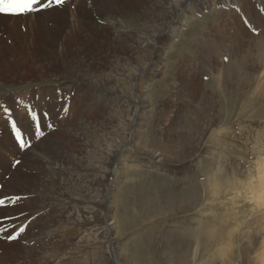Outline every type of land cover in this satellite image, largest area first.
<instances>
[{
  "label": "rangeland",
  "instance_id": "obj_1",
  "mask_svg": "<svg viewBox=\"0 0 264 264\" xmlns=\"http://www.w3.org/2000/svg\"><path fill=\"white\" fill-rule=\"evenodd\" d=\"M79 1L80 0H72L70 1V3L71 4L75 2L78 3ZM122 1H125V3L128 4L134 10H138V9L143 10L145 7L142 4V2L141 3L139 2V0L138 2L140 4L137 2V0H128V1L122 0ZM187 2L188 1H186V3ZM196 4L197 2L193 3L192 1L186 7H184L185 10H187L188 8L190 9L187 10L188 12L185 11L184 9L183 12L182 11L179 12V15L181 17L186 16L188 18L187 20L188 24L186 25L187 27L186 26L182 27V29L180 30V34L177 37H173L162 43L163 49H161L159 55H161V57H164L165 59L164 60L165 69L163 68L164 74H161L162 73L161 72L160 73L161 75L158 74V76L153 78L151 81L146 82L148 85L146 84L144 86H146L148 89L145 92L146 95L144 96V98L143 95L140 96V94L137 92V89H134L136 87L132 88L131 89L132 91L127 92L126 89L128 87L125 86L124 84L125 82L123 80L119 82V86L115 89L116 91H113L110 94L107 87L105 86H102L100 88L97 87L99 88L98 90L100 91L99 94L100 102L99 105L97 106L95 114L93 113L94 115L92 114V109H90L89 107L91 104H93L94 100H96L95 97H98V96H94V97L92 96L95 90V86H93L92 83L93 80H95V78L97 77L96 76L97 74L95 72L98 73L100 77L99 79L102 78L104 80V77L106 76L105 74L109 75L110 73H112V71H114V69L116 70L118 68L117 69L118 72H121L120 69L126 70V67H124L123 66L124 64L122 65V63L123 62L125 63L126 59L129 58V56H131L132 53L130 52L129 56L126 57L127 54L123 53V51H121L122 48L118 47L115 52L116 55H113L112 58H111L112 55L111 53L110 55H106L107 57L103 54L104 61L103 59H100V56L97 55V52L96 54L93 53L92 54L93 58H95L94 63L96 64H93V67L91 68L92 70H94L95 76L93 75L92 77V75H90L89 76L90 79H88L87 76H85V78L82 80L76 78L73 79V77L70 76V73L68 71V65L65 66V65L51 64L52 65L51 66L50 64L46 63L47 61L45 60L43 61L39 58L42 51H44L45 54L46 53L49 54V52H47L46 50L41 51L40 48H38L40 43H42L40 37H38L37 41H35L34 39V44L35 42L37 44L34 45L35 48L34 47L31 48V52L32 53L34 52V59L33 60L28 59L27 54L21 49L22 40L19 39H18L19 41L17 40L20 33L19 31L22 27L19 24L20 23L19 21L21 20V18L24 21L25 18L11 17V16L7 17L8 23L12 25L11 28L12 31L15 32L17 29L19 31L17 30V32L15 33L10 32L8 33V35L6 33V36L11 35L12 40L14 41L15 44V46L10 49L13 62L12 63L7 62L5 53L2 52L4 49H1L3 55H0V151H2V153L4 151L2 150L1 144L4 143L5 139L6 140L11 139L14 142V144H16L15 146L18 147V144L15 141L14 136L11 134L10 125H8L7 123L8 119H15L16 113L27 112L33 108L36 111L38 117H43V123L46 124V126L42 127L41 129L44 133L45 139L47 136L51 134L53 135L52 136L53 139L56 138L59 141V144L66 145L67 150H69V148H80L81 141L79 142L77 140L67 139L66 129L67 128L70 129L72 134L75 135L76 127L79 125V123L82 122V119L78 115V111H75L74 115L70 116V118L67 119L66 121L65 118L68 115L65 114V112L63 111L64 107H66L65 106L66 103L69 102L72 99V97L76 95V93L78 97L80 96V98L82 97L84 99V101L80 105L81 108L80 110L82 112H85L87 117H90L91 115L93 116L91 117L92 121L91 119H89L91 121L90 123L94 122L95 124L102 125L104 122H107L111 118L114 119L120 116L123 118L125 116L124 113L125 111L126 112L128 111L131 115V125L129 128L131 132V136H129V141L122 147L119 154L115 157V160L111 162V165L107 170L106 177L108 178L104 179L105 182L107 183L105 187V191L101 187H99L101 188L99 189V191L101 193H104L102 194L103 199L101 198V202L102 204L109 207V214H110L108 221L104 222V224L100 227V229H97V233H98L97 236L102 235L99 236L98 238H103V243H101L102 244L101 246L103 247L104 244V247L102 248L100 246L99 247L96 246L94 249V247L87 245L88 243L85 240L84 242L77 243L76 238L70 237L71 238L70 239L69 236H66L65 233L64 236H62L63 233L62 231H59L60 228L55 227L53 228L52 231H50L51 233L49 237L50 240L49 239L44 240L41 237L42 232L37 231L38 233L34 235V237L32 238H28L27 242H20V245H22V247H20V250L23 251L34 250V255L36 256L38 255L40 258L37 256L33 258V261L31 262L27 261L28 258L27 259L20 258L18 262L19 264H32V263L39 264V262L47 261L49 255L51 256V254L53 257L52 259L56 257L59 260L61 254V260L59 261L57 259L52 264H58V263L82 264V262L83 264L85 263L88 264L87 261L90 262L89 264L92 263L100 264V262L102 264H104V262L106 264H113L112 260L114 259L117 260L118 264H166V263L168 264L169 261H170L169 264L170 263L177 264L176 261L180 263L179 262V260H181L179 259L180 256L183 257L184 255L186 256V254H187L186 256L187 258L183 257V259L181 260L182 263L180 264H236V261L237 264H264V262H262L264 261L263 259L264 249L260 251L258 249L259 245L257 244L258 240L260 242L264 240V219H263L264 197H262L263 200L262 199L252 200L253 195L255 196V194L253 193H256L259 190L258 189L259 181H257L258 174L264 171V95L261 93H259L261 96L254 95V91H255L254 89L258 88L257 85L260 87V89H264V79L261 80L258 79L259 83L256 85L255 81L251 82L253 81V78L250 75V71L253 67H256L257 69L259 67V70H262L261 68L262 62L260 59L261 56L258 57V54H262L264 48L260 46V43L259 44L256 43L258 41L256 38L259 37L255 35L254 37L255 39H253L248 44L245 43L244 44L245 46L243 45L242 47L243 49L241 47H237V49H235L234 47V49H231V51L234 50V54L231 56V58H229V60L228 59L226 60L225 59L226 57L221 58L222 61L221 59H219L218 61L219 64H221L220 65L221 67H219L217 71L212 72L203 68L201 69L199 63L203 62L204 60L203 58H205V56L201 58L203 56L202 54L204 49L201 50L200 53V49H198L199 42L206 44L207 37L209 39L211 38L210 35H212V33L208 31L209 27L215 25L214 20L217 21L220 16L222 18H225L227 14L225 15L224 12L223 13L220 12L221 11L220 6L219 9L216 6L215 11L212 10L209 11L203 9L201 10ZM54 9H58V7H55ZM257 11H259L258 8ZM229 16L230 14L228 15V17ZM212 21L214 23H212ZM16 23L18 24L16 25ZM173 25H175L174 20L172 21V26ZM94 32L95 35L98 37V40H101V38H99L101 37V35L98 34L96 30ZM246 34H249L248 30L246 31ZM199 36H201L202 39H200ZM9 43L10 44H8V47H10L13 42L10 40ZM173 46H175V48H173ZM148 47H149L148 49L149 52L148 51L145 52V55H149L151 53V57H153L157 48L152 43H150ZM151 47L153 48L152 52H151ZM170 48L172 49L171 51H169ZM213 49L215 50L216 47H214ZM208 50H205V52L206 53L211 52L209 48ZM255 52L258 54H256ZM138 53L143 54L142 52H138ZM210 57L211 56H209V59ZM200 58L201 60H199ZM116 60L120 64L119 63L117 64ZM131 63L127 65V69H130L131 66L135 67L134 65L135 63L134 62ZM252 64L254 65L252 66ZM156 65H159L158 60H153V65L147 64L149 68L146 66V69L155 68ZM112 66L114 67V69ZM109 69L111 70L110 72ZM190 71H192L191 74H193L192 85H191L192 88L191 86L189 87L186 85L187 84L186 75ZM197 72H199V74ZM66 73H68L69 75L67 74L66 76ZM167 74L170 75L171 77L168 76ZM138 77L139 76L136 75V79L133 82L134 84H138L139 82ZM205 77H207V79H205ZM243 78H245L246 80L245 79L243 80ZM246 82L247 83L251 82L250 84H252L253 89L252 87L250 88L248 86H246L248 88L246 89L244 85ZM237 83H241V85L238 87ZM254 83L256 87L253 85ZM107 86L111 88L112 85L108 84ZM187 89L191 91V97L188 98V100L187 98L185 99V97L189 95ZM192 89L194 92H192ZM175 90H177V93ZM195 90L197 92H195ZM82 92L85 93L83 94ZM198 94H200L199 97ZM204 95H207V97L211 99V102H213L212 103L213 108L211 109V111L208 110V106L206 107V103H205V107H206L205 111L207 113L204 110H202V107L200 106L201 105L200 102L202 100L201 97H203ZM85 97L87 101L85 100ZM148 97H149V102H148ZM170 100L173 101L171 102ZM107 102L109 103V105ZM186 102L188 104H186ZM139 104H141L143 107H141V105ZM5 107H7L9 111L13 113L12 117L6 116L4 112ZM110 112L111 114H109ZM173 112L176 114L174 115L171 114ZM191 112H193L194 115H192ZM186 115L187 117H185ZM207 116H210L212 118ZM183 118L184 119L187 118V121L184 120ZM149 119L152 122L149 123L148 122ZM207 119L210 120L211 122L208 124V127H205L204 123L207 121ZM151 123H153V125ZM18 126L21 128L22 133H24L23 137L25 136L28 137L27 142L32 147H30L29 149H25L23 151L19 150V148L15 149L17 153L16 156L13 157L8 156L7 154L3 155L1 152H0L1 153L0 156L7 157L8 159L13 158L15 162L17 160L20 161V163L17 164V166L19 168L18 174L22 180L24 179L32 180L38 177L46 176V172H47L46 169H41V167H37L35 161V157H37L36 152L33 151L29 156L26 155L29 151H31L33 145L37 147L38 143L41 142L44 138L41 141H38L35 139L34 136H29L27 131L28 125L25 121H20ZM156 126L159 128H156ZM212 127L213 129H211ZM167 131L168 133H166ZM176 132H178V134ZM214 133L215 134L217 133L216 136L214 135ZM142 134H146L148 136ZM160 135L161 137L162 135L164 136L161 138ZM173 135H175V137ZM172 136L175 139H173ZM212 137H214V140L215 139L216 140L211 142V140H213ZM195 138L196 139L199 138V140H196ZM48 140L45 141V146H49L50 144H52V141L48 142ZM152 140H154L153 143L156 141L155 142L156 146L151 142ZM157 140L160 141L157 142ZM175 140H179V141H175ZM195 140L198 141L200 144L198 143L194 144L196 143ZM174 141L178 143L176 144ZM160 142L162 143L164 142V143L160 144ZM186 142L189 143L187 144ZM190 144H192L191 148H190L191 146ZM152 145L155 147V149H152L154 148ZM167 145L170 149L169 148L167 149ZM143 146L145 147V149ZM176 146L179 149V152H177L176 154L177 156L171 153L172 149L175 148ZM207 146L209 148H207ZM148 147L150 149H148ZM165 147L166 149H164ZM142 148L144 151L142 150ZM159 148L163 152L159 151ZM187 150L189 152H187ZM194 150L195 151L197 150L196 154ZM150 151L161 152L162 154L160 155H162V157H156L155 155L151 156L150 155L151 153L150 154L148 153ZM165 153L167 154V156H163V154ZM179 154L180 156L178 157ZM154 156L156 159L154 158ZM168 156H170L172 160V161L170 160L171 162L169 161L170 158ZM166 157L169 159H167ZM163 161L165 163H163ZM25 163L27 165H25ZM189 163L192 165H190ZM2 171H3L2 180L0 182V184L2 185H0V190L3 184H5V182L9 179L10 175L13 174L12 170L11 171L7 170V168L2 167ZM176 174L178 175V177ZM262 174H264V172H262ZM16 176H17V172L14 178H16ZM128 176H130L129 181H128ZM152 177L154 178L152 179ZM156 178H158V180ZM160 178L162 179V181L160 180ZM151 180L152 181L155 180L156 182L155 181L152 182ZM213 181L215 182V184L219 183V187H217L219 188L218 189L219 191L217 190L215 184L212 185V183H214ZM161 182H164V184L162 183L163 186L160 185ZM167 182L168 184L170 183V186L166 184ZM209 185L212 187L210 188ZM250 185L253 187H251ZM161 187H163V189ZM151 188H153L154 190ZM166 188L168 190H165ZM169 188L174 190L173 191L174 193L172 192V190L170 191ZM208 188H210L211 190H209ZM213 188L214 189L216 188V190H213ZM141 190L143 191L142 195L144 198H142L141 193L139 194ZM149 190L151 192H148ZM188 190L191 194L188 193ZM144 191H145V195H144ZM152 191L154 195L152 194ZM177 191L180 193H178ZM146 196L147 197L150 196V198L148 199ZM151 196L154 197V200L153 198L152 200H150ZM216 196H218L219 198ZM191 198H193L194 200L193 199L191 200ZM146 199L150 201L148 200L146 201ZM156 199L157 202L155 201ZM142 200H145L146 202L145 201L143 202ZM153 201L154 204L152 203ZM167 201H169V203ZM39 203L41 204V200L40 202L35 201L34 204L32 205L39 206L40 205ZM109 203H111V205H108ZM166 203L169 205V207L167 206ZM260 203H261V207L259 206ZM190 204L193 205L190 206ZM65 205L72 207L70 203H65ZM71 209L72 208L68 209V211L69 212L72 211ZM154 209L157 211H155ZM61 210L58 211V213L57 211L53 212L52 215L55 216L56 214H59ZM65 213L66 211H63L62 215H64ZM27 214L28 212L26 211L22 212V216H23L21 219L22 221L20 220L19 223V226L21 225L22 226L21 228L24 229V232L20 233L21 237L28 232L27 226L28 224H30V222L31 223L33 222V228H34V227H39L40 225H42L44 221H46L44 216L37 217L36 215L33 214H28V215ZM1 215L2 214L0 211V217ZM30 215L33 217H31ZM52 215H50V217ZM161 216L163 219L161 218ZM154 217L156 218L157 221L155 220ZM152 219H154V221ZM257 219H259L260 226L257 225L258 223ZM2 220L3 219L1 218L0 223L3 222ZM261 221L263 222L261 223ZM4 222L7 221L4 220ZM69 226L71 227L70 223L67 225V227L69 228ZM120 226L122 230L121 228H119ZM259 227L260 229H257ZM106 228L110 229L109 232L110 236L108 237L109 243L105 241ZM4 229L5 227L3 223H1L0 230H4ZM255 229H257V231ZM33 231L36 232V230ZM116 232H118V234H116ZM163 233H166L168 235H165ZM0 243H1L0 256L4 255L6 257L4 264H10L9 263L10 260H8L9 256L7 255L10 254L11 257H14L12 256V253L14 252L13 250L15 248L12 247V245H10V243L6 241L4 239V236L2 235L0 237ZM42 243L44 244V246H42ZM46 243L48 247H46ZM105 243L107 244V246H105ZM254 245L258 248H256ZM49 246H51L52 248ZM55 246L56 247L62 246L64 247V249L62 251L57 252L55 251L56 249ZM229 247L230 250L228 249ZM244 247L252 248L249 254H245ZM100 248H102V250ZM234 248L235 250L232 251L233 252L232 253L231 250H233ZM39 249L40 251L43 250L44 252L43 251H42L43 253L39 252L38 251ZM49 249L50 250L53 249V253L50 251H46ZM72 249L74 252L71 251ZM86 249L87 251L88 250L89 251L87 252ZM93 250L94 252L95 250H98L100 251V253L103 252L104 253L103 255H101L97 253L98 251L94 253ZM48 252L49 255L47 254ZM260 252H262L261 254L263 255L261 261L258 260L259 258L258 255L260 256ZM180 253H182L183 256ZM175 254L177 257L179 255L178 259H176ZM230 254L232 256L234 255L233 256L234 258L232 256L230 257L229 256ZM97 255L98 257H100L99 259ZM87 256L88 258H86ZM92 256L95 259L92 258ZM43 257L46 260H44ZM102 258H104L105 260H103ZM34 259L37 262H35ZM82 259L83 260L86 259V261L85 260L83 261ZM185 261L186 263H183Z\"/></svg>",
  "mask_w": 264,
  "mask_h": 264
},
{
  "label": "bare ground",
  "instance_id": "obj_2",
  "mask_svg": "<svg viewBox=\"0 0 264 264\" xmlns=\"http://www.w3.org/2000/svg\"><path fill=\"white\" fill-rule=\"evenodd\" d=\"M70 1H72V0H70ZM186 1H188V2L186 3ZM192 1H193V3L197 2L196 5L201 10L203 9V10L215 11L216 6L218 7V9H219V6H220L221 7V11L220 12H222V13L224 12L225 15L227 14V16H225V18H222L220 16L217 21L214 20L215 25L209 27V29L207 28L208 31H210V33H212V35H210L211 38L208 39V37H207V40H206L207 43L203 44L202 42H199L198 49H200V53H201V50L204 49L203 50V54H202L203 56L201 58H203L205 56V58H203L204 59L203 62L199 63L200 64L199 66H201V69L203 68V69H206V70L212 71V72L217 71V69L219 67H221L220 66L221 64H219V61H218L219 59H221L223 57H227V59L229 60V58H231V56L234 54V50L231 51V49H234V47H235V49H237V47H241L242 48L245 43L248 44L253 39H255L254 38L255 35H257V37H259V38H256L258 40L256 43H258V44L260 43V46L264 48V0H139V2L140 3L142 2V4L145 6L143 10H139V9L138 10H134L128 4H126L125 1H122V0H80L78 3L75 2L73 4H71V3L67 4L63 8L58 7V9H49V10H45L44 12H42L40 14H33L29 18H25L24 17L26 22H25V20L23 21L22 18H21V20L19 21L20 23L18 22L22 26L20 31L16 27V29L20 32L19 36L17 35L18 36L17 40L18 39L22 40L21 49L27 54L28 59L33 60L34 59V52L33 53L31 52V48L32 47L35 48L34 45L37 44L36 42L34 44V39H35V41H37L38 37H40V39L42 40V43H40L38 48H40L41 51L42 50H46L47 52H49V54H47V53L45 54V52L42 51V53L40 54L39 58L41 60H43V61L44 60L47 61L46 63L50 64V65L51 64L52 65L53 64L65 65V66L68 65V71L70 73V76L73 77V79L76 78V79H80V80L84 79L85 76H87L88 79H90L89 76L92 75V77H93V75H94V70H92V68H91V67H93V64H96V63H94L95 58H93V55H92L93 53L96 54V52H97V55L100 56V59H103V61H104L103 54L106 56V55H110V53H111L112 54L111 58H112L113 55H116L115 52H116L118 47L122 48V50L121 49H119V50H121V51H123V53L127 54L126 57H128L129 53L131 52L132 53L131 56H129V58L126 59L125 63L124 62L122 63V65L124 64L123 66L126 67V70L120 69L121 72H118V70H117L118 68L115 70L114 67L112 66L114 71H112V73H110L109 75L105 74L106 76L104 77V80L102 78L99 79L100 77H99L98 73L95 72L97 74L96 75L97 77L95 78V80H93V83H92V85L95 86V90H94L92 96L93 97L94 96H98V97H95L96 100H94L93 104H91L90 107H89L90 109H92V114L93 113L95 114L97 106L99 105V102H100V100H99L100 91L98 89L100 87H102V86L107 87L108 90H109V94H110L111 92L116 91L115 89L119 86V82L121 80H123L125 82L124 83L125 86L128 87L126 89L127 92L132 91L131 89L136 87L134 89H137V92L140 94V96L143 95V98H144V96L146 95L145 92L148 89L146 86H144V85L147 84L146 82L147 81H151L153 78L158 76V74H160L161 72H162L161 74H164L163 73V68L165 67L164 66V63H165L164 60L165 59H164V57H161V55H159L161 49H163L162 48V43L164 41H166V40H169V39L173 38V37H177L180 34V30L182 29V27H184V26H186L188 24V22H187L188 18L186 16L181 17L179 15V12H181V11L183 12L184 7H186ZM137 2H138V0H137ZM257 8L259 9V11H257ZM187 10H190V9L188 8ZM187 10H185V11H187ZM231 13H233V14H231ZM229 14H230V16L231 15L232 16L228 17ZM221 15H223V14H221ZM7 17L8 16L0 15V55H3L2 52H4L7 62L12 63L13 60H12V54H11L10 49L12 47H14L15 44H14V41L12 40L11 35L10 36H6V33L8 35V33H10V32L15 33V32H17V30L15 32L12 31V29H11L12 25H10L8 23ZM173 20L175 21V25L172 26V21ZM246 21H247V23H245ZM214 22L212 21V23H214ZM18 23H16V25ZM253 29H255V32L253 31ZM95 30L97 31L98 34L101 35V37H99V38H101V40H98V37L95 35V32H94ZM247 30H248L249 34H246ZM166 31H167V33H166ZM199 38L202 39L201 36H199ZM10 40L13 43L11 44L10 47H8V44H10L9 43ZM150 43L154 44V46H156V48H157V50H156V52H155L153 57H151V53L149 55H145V52H147V51L149 52V50H148L149 47L148 46L150 45ZM166 46H167V44H166ZM260 46H259V48H260ZM214 47H216L215 50L213 49ZM173 48H175V46H173ZM208 48L210 49L211 52H209V53L207 52L206 53L205 50H208ZM1 49H4V50L1 52ZM152 50H153V48L151 47V52H152ZM171 50L172 49L170 48L169 51H171ZM247 50H249V49H247ZM138 52H142L143 54H139ZM235 53H236V51H235ZM256 54H258V53H256ZM238 55H240V54H238ZM209 56H211L210 59H209ZM258 57H260L261 62H262V67H261L262 70H259V67H258V69L256 67H253L251 69V71H250V75L253 78V81H251V82L255 81L256 85L259 83V80L264 79V50H263L262 54H258ZM201 58L199 60H201ZM235 59H237V58H235ZM153 60H158V64L159 65H156L155 68L146 69L147 64H152L153 65ZM98 61H99V59H98ZM221 61H222V59H221ZM131 62L135 63L134 64L135 67L131 66L130 69H127V65L130 64ZM225 62H227V61H225ZM65 63H67V64H65ZM118 63L119 62L117 61V64ZM115 64H116V62H115ZM225 64H227V63H225ZM253 65L254 64H252V66ZM147 67L149 68V66H147ZM115 68H116V66H115ZM234 69H235V67H234ZM197 70H198V68H197ZM110 71L111 70L109 69V72ZM195 71H196V69H195ZM191 72L192 71L188 72L187 75H186L187 76V78H186L187 84L186 85L189 86V87L192 85V76H193V74H191ZM197 73L199 74V72H197ZM197 73H196V75H197ZM67 74L68 73H66V76H67ZM100 75H102V74H100ZM136 75L139 76L138 77V79H139L138 84H134L133 83L135 81V79H136ZM168 76H170V75H168ZM243 76H244V74H243ZM216 77H218V76H216ZM244 79L245 78H243V80ZM173 80H175V79H173ZM216 80H218V79H216ZM251 82H249V83L246 82L244 84L246 89H248L246 86H248L250 88L252 87V84H250ZM107 83L112 85L111 88H109L107 86L108 85ZM165 83H166V81H165ZM255 83L253 84L254 86H255ZM237 85L239 87L241 85V83H237ZM97 87H99V88H97ZM257 87L258 88L254 89L255 90L254 91V95H260L259 93L264 95V89H260V87L258 85H257ZM191 88H192V86H191ZM252 89H253V87H252ZM189 90L187 91V92H189V95H187L185 97V99L187 98V100H188V98L191 97V91H189ZM216 90H217V88H216ZM175 91L177 93V90H175ZM192 92H194L193 89H192ZM195 92H197V91L195 90ZM79 93H81V92H79ZM199 95L200 94H198V97H199ZM221 95H222V93H221ZM81 98H80V96L78 97L77 93H76V95H74L72 97V99L70 100L71 102L70 101L67 102L70 105H68L67 103L65 105L69 109V111L67 113H65V114L68 115L65 118L66 121H67V119L70 118V116L74 115L75 111H78V115L82 119V122L80 121L81 123H79V125L76 127V134L75 135L72 134L70 129H68V128L66 129L67 139H69V140L73 139V140H77L79 142L81 141L80 148H69V150H67L66 149V145L59 144V141L56 138L53 139L52 138L53 135L50 134L49 136L46 137V139L44 138L41 142H39L37 147L35 145H33V148L31 149V151H29L26 154L27 156H29L31 154V152H33V151L36 152L37 157H35V161H36L37 167H41V169H46V171H47L46 172V176L38 177V178H35V179H32V180H30V179L22 180L20 178L19 174H18L19 168H18L15 160L13 158L8 159L7 157H1L0 156V182L2 180V173H3L2 167L3 168H7V170H10V171L12 170V172H13V174L10 175L9 179L5 182V184H3V186H2V188L0 190V199H5V205H6V208H0V211H1V214H2L0 219L1 218L3 219L2 220L3 222H1V223H3V225L5 227L4 230H0V237L2 235V236H4V239L6 241H8L6 239V236L9 233H11L13 235H15L16 233H19V230L22 227L21 225L19 226V223H20V220L23 217L22 216V212L23 211L24 212L25 211L28 212V214L36 215L37 217H41V216L43 217L44 216L45 220H46V221H44L42 223V225H40L39 227H34V228H33V222L32 223L30 222V224H28V226H27V231L28 232L27 233L25 232L26 234L24 236L21 237L20 234H19L15 241H8L10 243V245H12V247L15 248L13 250L14 252L12 253V256H14V257H11L10 254L7 255V256H9L8 260H10V262H9L10 264H19L18 262H19L20 258H23V259L24 258L25 259L28 258V260H27L28 262L29 261L30 262L33 261V258L37 257L38 255L37 256L34 255V250L33 251L32 250H28V251L20 250V247H22V245H20V242H27L28 238H32V237H34V235H36L38 233L37 231H41L42 232L41 233V235H42L41 237L44 240H47L50 237V234H51L50 231H52L53 228H55V227L60 228L59 231H62V233H63L62 236H64V233H65L66 236H69V238L70 237L71 238H76L77 239V243L78 242L79 243L84 242V240H85L88 243L87 245L94 247V249H95L96 246L97 247H99V246L102 247L101 243H103V238H98L99 236H102V235L97 236V234H98L97 233V229H100V227L104 224V222L108 221L110 214H109V207L104 205V204H102V202H101L102 194H104V193H101L99 191V189L102 188L105 191V187H106L107 183L105 182L104 179L108 178V177H106L107 176L106 175L107 174V170L109 169V167L111 165V162L114 161L115 157L119 154V152L122 149V147L129 141V136H131V132L129 130L130 125H131V115H130V113L128 111L127 112L125 111L124 113H125L126 117L124 116L122 118L121 116L120 117L116 116L117 118H114V119L111 118L107 122H104L102 125L95 124L94 122L90 123L92 121L91 117H93V116L91 115L90 117H87L86 113L82 112L80 110L81 109L80 105L84 101V99L83 98L81 99ZM201 98H202V100L200 102L201 103L200 106L202 107V110L205 111L206 107L208 106V110L211 111V109L213 108V105H212L213 102H211V99L208 98L207 95H204ZM85 100H86V97H85ZM148 102H149V97H148ZM205 103H206V107H205ZM145 104H144V106H145ZM186 104H188V103L186 102ZM108 105H109V103H108ZM122 105H124V104H122ZM139 105H141V104H139ZM82 106H84V105H82ZM138 107H140V106H138ZM141 107H143V106L141 105ZM124 108H126V107H124ZM146 108H148V107H146ZM176 108H174V109H176ZM168 109H169V107H168ZM145 111H146V109H145ZM175 112H176V110H175ZM80 113H81V115H80ZM191 113H192V115H194L193 112H191ZM109 114H111V112ZM171 114L174 115L176 113L173 112ZM211 114H212V112H211ZM117 115H119V114H117ZM105 116H107V115H105ZM109 116H112V115H109ZM141 116H143V115H141ZM185 117H187V115ZM207 117H210V116H207ZM210 118H212V117H210ZM89 119H91V121ZM144 119H146V118H144ZM65 120H64V122H65ZM184 120L187 121V118L184 119ZM170 121H171V118H170ZM148 122L150 123L152 121H150V119H149ZM210 122L211 121L207 119V121L204 123L205 127H208V124ZM139 123H141V122H139ZM115 124H116V126H115ZM151 124L153 125V123H151ZM170 125H171V123H170ZM67 126H69V125H67ZM167 126H169V125H167ZM156 128H159V127L156 126ZM201 128H202V126H201ZM211 129H213V127ZM166 133H168V131ZM176 133L178 134V132H176ZM161 134H163V133H161ZM216 134L214 133L215 136H216ZM142 135L148 136L146 134H142ZM163 136L164 135H162V137ZM173 136L175 137V135H173ZM173 136H172V138H173ZM160 137H161V135H160ZM23 138L26 141H28V137L25 136ZM212 138H213V140H211V142L216 140V139L214 140V137H212ZM52 139H53V141H52ZM173 139H175V138H173ZM47 140H48V142L52 141V144H50L49 146H45V141H47ZM179 140H175V141H179ZM196 140H199V138L196 139ZM153 141L154 140H152L151 142L153 143ZM159 141L160 140H157V142H159ZM193 141H192V143H193ZM137 142H138V139H137ZM155 142L153 143L154 145H155ZM161 143L162 142H160V144ZM186 143L188 144L189 142H186ZM197 143L200 144L198 141H196V143H194V144H197ZM170 144H173V143H170ZM15 145L16 144H14V142L11 139H9V140L5 139L4 143L1 144L2 150L4 152L3 153H2V151H0V152L3 155L7 154L8 156H12V157L16 156L17 152L15 151V149H17L18 147H16ZM190 145L189 146L191 148L192 144H190ZM162 146H164V145H162ZM189 146H187V147H189ZM150 148H151V146H150ZM150 148L148 147V149H150ZM160 148H163V147H160ZM160 148H159V151H162V150H160ZM168 148L169 147L167 145V149ZM207 148H209V147L207 146ZM37 149H39V151H37ZM144 149H145V147H144ZM152 149H155V147L152 148ZM164 149H166V147ZM142 150H143V148H142ZM184 151H186V150H184ZM196 151L194 150L195 154H196ZM208 151H210V150H208ZM177 152H179V149L176 146L175 148L172 149L171 153L173 155L177 156L176 155ZM187 152H189V151L187 150ZM148 153L149 154L151 153L150 154L151 156L155 155L156 157H162V155H160V154H162L161 152L150 151ZM165 154H163V156H167V154L166 155ZM190 154H192V153H190ZM208 155H209V153H208ZM38 156H40V157H38ZM155 156H154V158H155ZM179 156H180V154L178 155V157ZM168 157L170 158V156H168ZM190 157H191V155H190ZM169 158H167V159H169ZM170 160H171V158L169 159V161ZM163 163H165V162L163 161ZM13 165H16V166L13 167ZM25 165H27V164L25 163ZM190 165H192V164H190ZM262 170H263V168H262ZM16 172H17V176H16V178H14L15 175H16ZM262 172H264V171H262ZM262 172L258 174V180L257 181H259V184H258V189L259 190L257 189L258 191L256 193H253V194H255V196L253 195V197H252L253 199L252 200H258V199H262L263 200L262 197H264V174H262ZM129 177L130 176H128V181H129ZM177 177H178V175H177ZM153 178L154 177H152V179ZM156 179L158 180V178H156ZM160 180L162 181L161 178H160ZM154 181H152V182H154ZM257 181H256V183H257ZM164 182H161L160 185H162V183L164 184ZM168 182L166 184H168ZM157 183H158V181H157ZM214 184H215V182L212 183V185H214ZM216 184H215L216 188L219 187V183L217 185ZM254 184H255V182H254ZM0 185H2V184H0ZM155 185H156V183H155ZM168 185L170 186V183ZM99 187H101V188H99ZM211 187L212 186H210V188ZM251 187H253V186H251ZM149 188H150V186H149ZM161 188L163 189V187H161ZM210 188H208V189L211 190ZM216 188L215 189L213 188V190H216ZM151 189H153V188H151ZM155 189H156V187H155ZM218 189L219 188H217V190ZM165 190H168V189L166 188ZM171 190L172 189H170V191ZM173 191L174 190H172V192ZM206 191H207V189H206ZM3 192H6V193H3ZM142 192L143 191L141 190L139 192V194L141 193V195H142ZM148 192H151V191L149 190ZM167 193H169V192H167ZM178 193H180V192H178ZM188 193H190L189 190H188ZM152 194H153V191H152ZM157 194H160V193H157ZM172 194H171V196H172ZM144 195H145V191H144ZM147 195H148V193H147ZM9 196H19V197H21V199L19 201L13 202V201H10V200L6 199V197H9ZM159 196H158V198H159ZM201 196H202V194H201ZM212 196H215V195H212ZM216 197H218V196H216ZM142 198H144L143 195H142ZM147 198L149 199L150 196H148ZM152 198L154 200V197H152V196H151L150 200H152ZM148 199H146V201ZM192 199L193 198H191V200ZM40 200H41V204L39 203L40 204L39 206L32 205V204H34L35 201L36 202L37 201L40 202ZM90 200H93V201H90ZM150 200H148V201H150ZM171 200H172V198H171ZM142 201L144 202L145 200H142ZM155 201L157 202V199ZM167 202L169 203V201H167ZM19 203H21V204H19ZM65 203H70L72 205V207L66 206ZM152 203L154 204V201ZM108 205H111V203H109ZM192 205L190 204V206H192ZM167 206L169 207L168 204H167ZM259 206L261 207V203H260ZM182 207H183V205H182ZM70 208H72L71 209L72 211L69 212L68 209H70ZM164 209H166V208H164ZM60 210H61V212L59 214H56L55 216L52 215L53 212L57 211V213H58V211H60ZM63 211H66V213L64 215H62ZM155 211H157V210H155ZM9 212L11 213V215H8ZM27 215H24V216H27ZM50 215H52V216L50 217ZM59 215H61V216H59ZM31 217H33V216H31ZM150 217H151V214H150ZM28 218H29V216H28ZM152 218H153V216H152ZM161 218H162V216H161ZM259 219H257L258 220L257 225L260 224ZM4 220H6L7 222H4ZM24 220H26V219H24ZM117 220H119V219H117ZM152 220L154 221V219H152ZM155 220H156V218H155ZM257 220H255V221H257ZM119 221H121V220H119ZM262 222L263 221H261V223ZM69 223H70L71 227L69 226V228H68L67 225ZM154 223H156V222H154ZM156 224H158V223H156ZM119 228H121V226ZM134 228H135V226H134ZM66 229H68V230H66ZM101 229H103V228H101ZM257 229H260V227L257 228ZM257 229H255V230L257 231ZM33 230H36V232L33 231ZM121 230H122V228H121ZM127 230H128V227H127ZM255 230H254V232H255ZM262 230H263V228H262ZM109 232H110V229L106 228L105 241L108 242V243H109L108 237L110 236ZM259 232H261V231H259ZM100 233H101V231H100ZM116 234H118V232H116ZM163 234L168 235L166 233H163ZM124 235H125V233H124ZM66 239H65V241H66ZM251 242H254V241H251ZM49 244H52V243H49ZM74 244H75V242H74ZM255 244H256V242H255ZM257 244L259 245L258 246L259 248L256 247L255 245L254 246L256 248H258L260 251L264 249V240L261 241V242L258 240ZM71 245H72V243H71ZM40 246H41V244H40ZM42 246H44L43 243H42ZM52 246H54V245H52ZM105 246H107L106 243H105ZM115 246H116V244H115ZM38 247H37V249H38ZM46 247H48L47 243H46ZM49 247H51V246H49ZM103 247H104V244H103ZM230 247H231V245H230ZM230 247L228 248L229 250H230ZM75 248H74V250H75ZM102 248H100V249L102 250ZM40 249L38 251L43 253L44 251L42 250L43 251L42 252V251H40ZM53 249H51V250L49 249V250H46V251H50V252L53 253ZM63 249H64V247L58 246V247H56L55 251L59 252V251H62ZM244 249H245V251H244L245 254H249L250 251L252 250V248H249V247L248 248L244 247ZM234 250H235V248L233 250H231V252L234 251ZM71 251H73V249ZM86 251H87V249H86ZM97 251L98 250H95V252H94V250H93L94 253H96ZM91 252H92V250H91ZM192 252H194V251H192ZM97 253L103 255L104 252L100 253V251H98ZM261 253L262 252H260V256L258 255L259 258L257 257L258 260H260V261L262 260V256H263ZM47 254L49 255V252ZM180 254H182V253H180ZM101 255H99V256H101ZM53 256H54V254H53ZM93 256H92V258H94ZM120 256H123V255H120ZM182 256H183V254H182ZM186 256H187V254H186ZM186 256L184 255L183 257L185 258ZM229 256L231 257L232 255L230 254ZM84 257H85V255H84ZM97 257H98V255H97ZM175 257H176V259H178L179 255L177 257L176 254H175ZM183 257L180 256L179 259L182 260ZM46 258H48V257H46ZM52 258L53 257H52V254H51V256L49 255V258H48L47 261L39 262V264H52L55 260L58 259L56 257L54 259H52ZM86 258H88V256ZM99 258L100 257H98V259ZM5 259H6V257L4 255H1L0 256V264H4L5 263L4 262ZM102 259L105 260L104 258H102ZM110 259H113V258H110ZM263 259H264V257H263ZM44 260H46V259L44 258ZM60 260H61V254H60ZM84 260L86 261V259H84ZM181 260H179L180 263H182ZM123 261H121V262H123ZM172 261H173V259H172ZM35 262H37V261L35 260ZM112 262H113V264H118L116 259L112 260ZM169 262H168V264H169ZM262 262H264V261H262ZM87 263L89 264L90 262L87 261ZM176 263L180 264V263H178V261H176ZM183 263H186V261L183 262ZM58 264H64V263H58ZM82 264H83V262H82ZM92 264H97V263H92ZM100 264H102V263L100 262ZM104 264H106V263L104 262ZM236 264H237V261H236Z\"/></svg>",
  "mask_w": 264,
  "mask_h": 264
},
{
  "label": "snow or ice",
  "instance_id": "obj_3",
  "mask_svg": "<svg viewBox=\"0 0 264 264\" xmlns=\"http://www.w3.org/2000/svg\"><path fill=\"white\" fill-rule=\"evenodd\" d=\"M70 0H0V15L11 16V17H25L29 18L33 14H40L45 10L54 9L55 7L63 8L66 4H69ZM247 23V21L245 22ZM255 32V29H253ZM227 60V57L225 58ZM207 79V77H205ZM63 111L67 113L69 109L64 107ZM6 116L12 117L13 113L9 111L7 107L4 108ZM15 119H8L7 123L10 125L11 134L14 136L15 141L18 144L19 150L23 151L32 147L23 138L24 133H22L21 128L18 126L20 121H25L28 125V135L34 136L36 140L41 141L44 138V133L41 130L46 124L43 123V117H38L36 111L30 109L27 112L16 113ZM47 115V114H45ZM39 151V149H37ZM20 161L17 160L16 164ZM16 165H13L15 167ZM6 199L10 201H19L21 197L19 196H9ZM0 208H6L5 199H0ZM8 215H11L9 212ZM24 232L21 228L19 233L15 235L9 233L6 236L8 241H15L20 233Z\"/></svg>",
  "mask_w": 264,
  "mask_h": 264
}]
</instances>
